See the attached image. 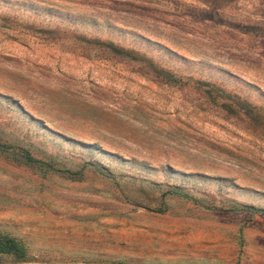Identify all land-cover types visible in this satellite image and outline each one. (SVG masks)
Here are the masks:
<instances>
[{"label": "rangeland", "instance_id": "obj_1", "mask_svg": "<svg viewBox=\"0 0 264 264\" xmlns=\"http://www.w3.org/2000/svg\"><path fill=\"white\" fill-rule=\"evenodd\" d=\"M245 206L264 0H0V264H264Z\"/></svg>", "mask_w": 264, "mask_h": 264}, {"label": "trees", "instance_id": "obj_2", "mask_svg": "<svg viewBox=\"0 0 264 264\" xmlns=\"http://www.w3.org/2000/svg\"><path fill=\"white\" fill-rule=\"evenodd\" d=\"M25 158L29 162H37V159H35L34 157L30 156L27 153H25ZM245 208L253 212L264 213L263 210L251 206H245ZM4 255H12L17 259H22L26 255V247L23 245V243H21L19 240L15 239L14 237L0 233V263H1V258ZM115 264H123V263L117 262Z\"/></svg>", "mask_w": 264, "mask_h": 264}]
</instances>
